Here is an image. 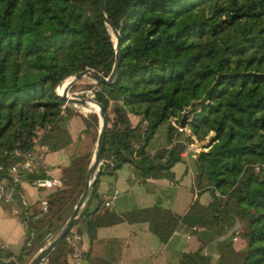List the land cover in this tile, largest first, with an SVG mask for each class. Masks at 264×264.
<instances>
[{
    "label": "trees",
    "instance_id": "trees-1",
    "mask_svg": "<svg viewBox=\"0 0 264 264\" xmlns=\"http://www.w3.org/2000/svg\"><path fill=\"white\" fill-rule=\"evenodd\" d=\"M104 2L119 35L120 62L115 81H88L99 86L94 98L103 105L107 124L99 175L70 228L82 232L85 219L83 262L119 264L125 247L123 237L97 234L99 226L120 219L102 207L99 176L129 163L145 182L151 172L181 159L187 144L209 136L206 149L195 151L194 182L211 192L210 200L195 199L183 214L165 210L149 227L166 241L183 222L203 230L206 244L239 218L242 227L209 244L219 253L213 264H264V0ZM100 4L0 0V179L39 138L49 140V149L70 142L66 120L72 115L85 123L84 135L74 143L75 155L62 166L59 184L46 197L47 211L27 215L26 243L7 262L0 249V264L26 263L30 251L36 252L61 227L85 185L98 117L65 104L57 87L88 67L110 73L116 38ZM188 107L192 113L184 131L170 120ZM129 113L140 117L135 124ZM163 122H168V147L152 152L148 142ZM236 234L247 238L245 249L231 248ZM71 249L63 238L42 264H70ZM190 256L193 264L213 260L202 248Z\"/></svg>",
    "mask_w": 264,
    "mask_h": 264
},
{
    "label": "crops",
    "instance_id": "crops-1",
    "mask_svg": "<svg viewBox=\"0 0 264 264\" xmlns=\"http://www.w3.org/2000/svg\"><path fill=\"white\" fill-rule=\"evenodd\" d=\"M67 105L86 115L73 103ZM129 118L131 123L135 124L140 117L129 113ZM161 124H165L167 128L168 122ZM66 128L71 137V141L67 144L58 142L57 148L49 149L47 147L49 140L44 136L34 144L35 151L44 152L43 168L39 170L51 175L55 181L23 178L17 184L15 200L10 203H0V244L6 251L5 262L16 259V255L21 252L26 243V229L19 220L21 210L24 208L21 197L27 201L29 211L38 210L39 201L46 198L59 184L62 166L69 164L71 156L75 155L74 143L84 135L85 123L81 116L74 114L66 120ZM183 129L188 131V125ZM160 130L161 136H165L166 139L163 147H168L167 129ZM193 146H195L193 143L187 144L185 150L181 152V159L175 161L169 169H156L151 172L145 182L135 177L133 166L129 163H124L113 172H103L99 176L98 192L102 207L118 215L120 219L99 226L97 234L125 238V247L119 264H193L190 253L200 248L206 254L213 255L211 262L213 264L219 257V253L216 245L211 247L209 244L228 237L232 227L244 225L239 218H236L234 225L226 233L206 244L204 243L206 235L202 232L203 230H195L183 222L177 224L166 241H161L150 229L149 222L160 220L165 210L183 214L195 199L201 203H207L210 200L211 192L197 188L194 182L196 148ZM154 149L156 148L148 150L154 152ZM39 170L33 172H40ZM115 191L117 195L112 203L109 206L104 205V197ZM84 221L85 219L80 222L82 229L80 244L83 252L88 248V235L84 231ZM234 236L232 240H237ZM240 248L235 247V249ZM69 261H71L70 257ZM16 264L20 263L17 261ZM83 264H87V261L85 260Z\"/></svg>",
    "mask_w": 264,
    "mask_h": 264
},
{
    "label": "water",
    "instance_id": "water-1",
    "mask_svg": "<svg viewBox=\"0 0 264 264\" xmlns=\"http://www.w3.org/2000/svg\"><path fill=\"white\" fill-rule=\"evenodd\" d=\"M100 8L102 12L104 13V19L105 23L110 27L111 32L113 36L116 38V53H117V58L113 64V67L110 71V73L105 76L99 71L93 69V68H85L83 70H79L75 72L74 74L68 76L69 79L66 81L63 91L59 93L61 97L65 99L66 102L68 103H73V104H80L82 106L87 107L89 102H93L98 106V115L100 118V128L98 132V137L96 140L95 148L93 151L92 158L90 160L88 170H87V175L85 179V185L76 201L74 204L69 216L67 219L64 221V223L61 225V227L53 234L52 236L48 237L47 242L38 249V251L31 257V259L27 262V264H42L45 258L49 255V253L53 250V248L62 241L66 233L70 230L71 226L75 222V220L78 218L80 211L85 204L88 195L90 193V189L92 184L94 183L96 177L99 175V168L100 164L102 163L101 156H102V150H103V145H104V137H105V128L107 124V118L105 115V109L101 102L97 101L96 99L88 96H69L68 91L69 88L81 77L86 76L90 80L96 82V83H109L112 81H115L118 74H119V35L116 29L113 28V25L111 23V20L108 16L107 13V8L105 5L104 0H101ZM67 77V78H68ZM192 113V107H188L185 109L180 118L178 119V127H186L190 121V114ZM211 137H206L205 139L202 140H195L194 145L197 148H203L205 149L208 144L210 143ZM23 178H28L30 180H44V179H50L52 181H55L53 177L45 172H28L26 173ZM237 220V219H236ZM238 228L237 226L232 227L231 231ZM240 232L246 233L245 229L240 228Z\"/></svg>",
    "mask_w": 264,
    "mask_h": 264
},
{
    "label": "built area",
    "instance_id": "built-area-1",
    "mask_svg": "<svg viewBox=\"0 0 264 264\" xmlns=\"http://www.w3.org/2000/svg\"><path fill=\"white\" fill-rule=\"evenodd\" d=\"M92 82L96 83L94 81ZM97 90H99V86L96 84H92L87 88H84L81 92L89 94L92 98H94L95 92ZM74 93L77 94V92ZM68 95L75 96V95H71L69 91H68ZM83 96H87V95H83ZM67 103L68 102L65 101V104ZM177 121H178V117L171 118V122L176 127H178V125L176 124ZM43 157H44V152H37L33 148L32 150L25 152L22 159L11 163L7 167V176L2 177L0 179V203H10L13 200H15L17 195V184L23 179V176L26 173L43 168L42 167ZM48 183H50V181H48ZM116 195H117L116 191L111 195H106L104 197L103 204L109 206L112 203L113 199L116 197ZM21 200L24 208L21 210V216L19 220L20 223L24 226L26 224L27 215L35 213V216H38L41 212H46L48 209L47 198H42L39 201V208L37 211L34 212L28 210L27 208L28 204L27 201L24 199V197H21ZM64 238L72 247L70 253V257H71L70 264H82L84 257L83 248L80 244L82 240V234L76 229L72 228L66 233ZM234 239H236V236H234ZM0 249H2L1 244H0Z\"/></svg>",
    "mask_w": 264,
    "mask_h": 264
},
{
    "label": "rangeland",
    "instance_id": "rangeland-1",
    "mask_svg": "<svg viewBox=\"0 0 264 264\" xmlns=\"http://www.w3.org/2000/svg\"><path fill=\"white\" fill-rule=\"evenodd\" d=\"M115 38V37H114ZM115 41H116V39H115ZM88 81H91L92 82V80H90L88 77H86V76H83V77H81L80 79H78L70 88H69V93H71V95H75V96H83V95H87L88 97H91L89 94H86V93H84V92H81L84 88H87L88 86H90V84H89V82ZM63 82V81H62ZM62 82L59 84V85H61L62 84ZM58 85V86H59ZM63 87V86H62ZM57 89H59L58 87H57ZM57 92H58V90H57ZM74 92H77V94H75ZM68 104V103H67ZM75 107H77L79 110H81L83 113H86L87 115H90V114H92V113H95L96 115H97V117H98V121H99V126H100V118H99V115H98V110H97V112H94V111H92V110H87V109H85V106H82V105H80V104H73ZM179 119V118H178ZM178 122V121H177ZM177 122H176V124H177ZM178 125V124H177ZM185 128V127H184ZM160 129H167L166 128V125L165 124H161V126L158 128V132L155 134V135H153V137L150 139V141L148 142V145H147V148L148 149H151V148H156V149H154V151H157L159 148H162L163 147V145L165 144V142H166V139H165V136H161V134H160ZM178 129H183L182 127H180V128H178ZM188 129V128H187ZM184 130V129H183ZM185 131V130H184ZM181 137H183V136H181ZM194 145V144H193ZM193 147H195V146H193ZM95 148V147H94ZM196 149V151H199V150H202L203 148H197V147H195ZM206 149V148H205ZM25 199V198H24ZM53 234H55V233H53ZM52 234V235H53ZM51 235V236H52ZM236 236V239L237 240H234V241H232L231 240V242L229 243L230 244V246H231V248H232V246L233 247H241L242 249H245L246 248V245H247V238L244 236V235H241V234H236L235 235ZM42 247V246H41ZM34 248L30 251V253H29V257H28V259H27V262L31 259V257L38 251H36V252H34ZM229 251L231 250V249H228ZM238 253V255H239V252L240 251H237ZM231 253H228V255H230ZM19 262V261H18ZM27 262L26 263H24V262H19L20 264H27Z\"/></svg>",
    "mask_w": 264,
    "mask_h": 264
},
{
    "label": "bare ground",
    "instance_id": "bare-ground-1",
    "mask_svg": "<svg viewBox=\"0 0 264 264\" xmlns=\"http://www.w3.org/2000/svg\"><path fill=\"white\" fill-rule=\"evenodd\" d=\"M68 79H69V78H67L66 81H67ZM66 81H65V82L63 81L62 84L59 86L58 93H61V92L63 91V87H64ZM62 86H63V87H62ZM85 109H87V110H92V111H94V112H97V110H98V106H97L95 103H93V102H89L88 105H87V107H85Z\"/></svg>",
    "mask_w": 264,
    "mask_h": 264
}]
</instances>
